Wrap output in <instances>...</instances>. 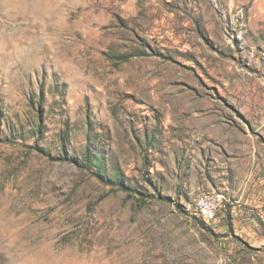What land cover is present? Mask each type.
Returning a JSON list of instances; mask_svg holds the SVG:
<instances>
[{
	"label": "rangeland",
	"instance_id": "rangeland-1",
	"mask_svg": "<svg viewBox=\"0 0 264 264\" xmlns=\"http://www.w3.org/2000/svg\"><path fill=\"white\" fill-rule=\"evenodd\" d=\"M0 264H264V0H0Z\"/></svg>",
	"mask_w": 264,
	"mask_h": 264
},
{
	"label": "built area",
	"instance_id": "built-area-1",
	"mask_svg": "<svg viewBox=\"0 0 264 264\" xmlns=\"http://www.w3.org/2000/svg\"><path fill=\"white\" fill-rule=\"evenodd\" d=\"M224 196L219 192H212L198 197L194 202V210L198 217L205 222L215 219L217 212L222 209Z\"/></svg>",
	"mask_w": 264,
	"mask_h": 264
},
{
	"label": "trees",
	"instance_id": "trees-1",
	"mask_svg": "<svg viewBox=\"0 0 264 264\" xmlns=\"http://www.w3.org/2000/svg\"><path fill=\"white\" fill-rule=\"evenodd\" d=\"M108 59L110 60H117V61H121L124 62L127 60V57L123 56V55H119V56H107ZM120 190H126L123 186H119ZM138 201L141 203H145V199L143 197H137Z\"/></svg>",
	"mask_w": 264,
	"mask_h": 264
}]
</instances>
